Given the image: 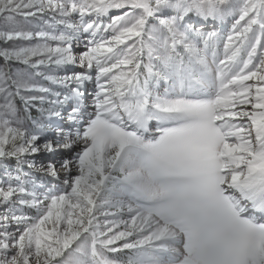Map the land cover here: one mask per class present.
<instances>
[{"label":"snow or ice","instance_id":"1","mask_svg":"<svg viewBox=\"0 0 264 264\" xmlns=\"http://www.w3.org/2000/svg\"><path fill=\"white\" fill-rule=\"evenodd\" d=\"M0 264H264V0H0Z\"/></svg>","mask_w":264,"mask_h":264},{"label":"rangeland","instance_id":"2","mask_svg":"<svg viewBox=\"0 0 264 264\" xmlns=\"http://www.w3.org/2000/svg\"><path fill=\"white\" fill-rule=\"evenodd\" d=\"M114 14H117V13H115L114 12ZM225 25H226V27L223 29V32L226 34L227 33V30L231 27V21H227L226 23H225ZM211 26V25H210ZM212 30H214V29H212ZM216 30H219V29H216ZM83 49V46H79L77 49H76V51L77 52H79L80 50H82ZM89 88V87H88ZM90 90V89H89ZM20 107L22 108L23 106H22V104L20 105ZM38 113H36L35 112V110H33V115H37ZM78 150V149H77ZM62 179V178H61ZM56 180H48V181H46L47 183H48V185L49 186H52V185H56L58 188H63V185H62V183L61 182H55ZM55 183V184H54Z\"/></svg>","mask_w":264,"mask_h":264},{"label":"bare ground","instance_id":"3","mask_svg":"<svg viewBox=\"0 0 264 264\" xmlns=\"http://www.w3.org/2000/svg\"><path fill=\"white\" fill-rule=\"evenodd\" d=\"M213 28H212V26H208V28L206 29V30H212ZM224 29V28H223ZM214 30H216V29H214ZM81 46H83V44H81ZM88 87H89V89L91 90V88H92V84H89L88 85ZM62 180V179H61ZM54 181V180H53ZM56 182V181H55ZM57 182H60V181H57ZM55 184V183H54Z\"/></svg>","mask_w":264,"mask_h":264}]
</instances>
